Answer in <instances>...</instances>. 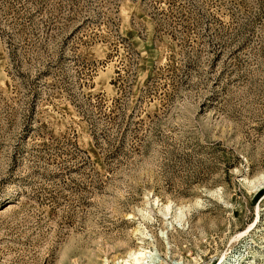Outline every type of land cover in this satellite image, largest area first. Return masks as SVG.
I'll list each match as a JSON object with an SVG mask.
<instances>
[{
    "label": "rangeland",
    "instance_id": "rangeland-1",
    "mask_svg": "<svg viewBox=\"0 0 264 264\" xmlns=\"http://www.w3.org/2000/svg\"><path fill=\"white\" fill-rule=\"evenodd\" d=\"M264 264V0H0V264Z\"/></svg>",
    "mask_w": 264,
    "mask_h": 264
},
{
    "label": "bare ground",
    "instance_id": "bare-ground-1",
    "mask_svg": "<svg viewBox=\"0 0 264 264\" xmlns=\"http://www.w3.org/2000/svg\"><path fill=\"white\" fill-rule=\"evenodd\" d=\"M139 257H144V261H142V263H140L139 259H136L137 264H146V261L153 258V256L151 254L150 255L149 254H140Z\"/></svg>",
    "mask_w": 264,
    "mask_h": 264
}]
</instances>
